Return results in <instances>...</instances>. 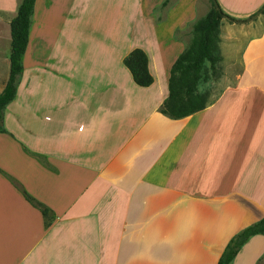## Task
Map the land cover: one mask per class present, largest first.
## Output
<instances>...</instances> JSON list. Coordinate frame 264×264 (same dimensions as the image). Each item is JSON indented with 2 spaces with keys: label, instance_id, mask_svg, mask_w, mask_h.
I'll use <instances>...</instances> for the list:
<instances>
[{
  "label": "crops",
  "instance_id": "1",
  "mask_svg": "<svg viewBox=\"0 0 264 264\" xmlns=\"http://www.w3.org/2000/svg\"><path fill=\"white\" fill-rule=\"evenodd\" d=\"M19 1L0 0V90ZM217 2L230 20L219 21L228 52L221 50L220 89L172 118L159 106L183 41L159 34L167 30L152 20L128 48L125 35L109 37L118 50L107 46L93 68L47 99V49L74 0H34L30 21L42 4L50 33L30 56L28 31L22 97L16 89L1 111L0 264H216L227 240L264 215V0ZM134 47L148 59L146 86L122 63ZM6 175L48 208L45 217ZM263 252L264 235L252 234L229 264H256Z\"/></svg>",
  "mask_w": 264,
  "mask_h": 264
},
{
  "label": "rangeland",
  "instance_id": "2",
  "mask_svg": "<svg viewBox=\"0 0 264 264\" xmlns=\"http://www.w3.org/2000/svg\"><path fill=\"white\" fill-rule=\"evenodd\" d=\"M209 7L210 0H74L72 9L64 15L66 16L63 19L65 24L58 33L60 34L59 40L47 49L50 57L46 64L47 74L43 76L47 88L44 95L50 99L56 89L64 92L69 84V78L72 75L85 74L89 67L93 68L96 60L104 56V53L109 52L106 49L107 46H110L111 52H116L118 45L104 42L109 37H114L113 41L116 38L117 41L114 43H117L119 42L118 37L125 35L128 41L127 48L139 43L138 40L142 33L138 31L144 29L142 21L152 20L159 22L160 26L164 25V30L167 31L158 33L174 34L183 41L184 48L190 41L193 22L202 16ZM43 10V5L37 3L30 21V43L26 49L30 56L38 54L39 50L44 49V35L50 33L49 29L47 31L42 26L44 23L42 17L46 12ZM223 19L230 23L227 17L224 16ZM230 32L232 31L227 28L222 33L227 35ZM62 36H65L64 40ZM66 37L69 39L66 40ZM218 45L221 54V73L217 78L205 80L200 84L201 89L207 90V100L220 89L221 83L219 82L223 72L221 52L225 50V45L222 43H218ZM229 45L230 43L226 46ZM4 49L7 53L9 47L6 45ZM61 52H64L65 56L59 60L56 53ZM223 52L228 53L227 51ZM34 61L37 63L38 59H34ZM22 82V74L19 73L15 82L16 99L22 97ZM2 137L5 141L8 140L5 134ZM1 153L0 151V158L5 157V151L4 155ZM256 167L259 169L262 166ZM241 205L240 212H238L240 220L243 219ZM225 223L226 220L223 218V224Z\"/></svg>",
  "mask_w": 264,
  "mask_h": 264
},
{
  "label": "trees",
  "instance_id": "3",
  "mask_svg": "<svg viewBox=\"0 0 264 264\" xmlns=\"http://www.w3.org/2000/svg\"><path fill=\"white\" fill-rule=\"evenodd\" d=\"M33 2L34 0H20L15 15L9 21L8 73L0 90V117L2 108L15 94L16 77L22 71ZM224 15L226 14L217 0H210L208 10L193 22L189 43L167 69V94L159 106L161 113L177 118L189 115L206 104L207 90L201 89L200 84L205 80L217 78L221 73L219 21ZM122 63L136 84L146 86L152 81L148 59L141 48L134 47L129 50L122 58ZM6 178L43 217L47 215L48 208L44 204L30 196L11 176L6 175ZM255 233L264 235V215L240 228L227 240L216 264H229L242 243ZM256 264H264V252Z\"/></svg>",
  "mask_w": 264,
  "mask_h": 264
},
{
  "label": "water",
  "instance_id": "4",
  "mask_svg": "<svg viewBox=\"0 0 264 264\" xmlns=\"http://www.w3.org/2000/svg\"><path fill=\"white\" fill-rule=\"evenodd\" d=\"M263 7H264V5L261 8H263ZM257 12H259V10H257L256 12H254L251 16H254ZM239 21H244V20H239Z\"/></svg>",
  "mask_w": 264,
  "mask_h": 264
}]
</instances>
